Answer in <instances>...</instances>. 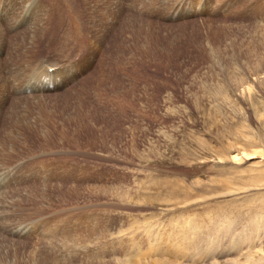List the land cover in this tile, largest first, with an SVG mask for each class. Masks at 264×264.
<instances>
[{
	"label": "rangeland",
	"instance_id": "1",
	"mask_svg": "<svg viewBox=\"0 0 264 264\" xmlns=\"http://www.w3.org/2000/svg\"><path fill=\"white\" fill-rule=\"evenodd\" d=\"M200 1L0 0V264H264V0Z\"/></svg>",
	"mask_w": 264,
	"mask_h": 264
},
{
	"label": "bare ground",
	"instance_id": "2",
	"mask_svg": "<svg viewBox=\"0 0 264 264\" xmlns=\"http://www.w3.org/2000/svg\"><path fill=\"white\" fill-rule=\"evenodd\" d=\"M203 1H204V0H201V1L199 2V4L202 3ZM199 4H198V5H199ZM77 36H78V35H77ZM61 42H62V41H61ZM78 45H79V47H80L81 44H78ZM82 47H83V46H82ZM84 47H85V46H84ZM44 48H45V47H44ZM71 49H72V48H71ZM53 52H54V51H53ZM90 53H91V51H90ZM98 54H99V53H98ZM80 56H81V55H80ZM88 58H89V57H88ZM101 60H102V59H101ZM102 61H103V60H102ZM102 61H100V62H102ZM96 62H97V61H96ZM96 62H95V63H96ZM51 65H52V64H51ZM46 69H49V68H46ZM98 70H99V69H98ZM53 71H54V70H53ZM50 73H51V71H50ZM48 74H49V73H48V70H45V72L43 73V76H44V77H41V78H40V77H37V78H40V79L38 80V83H37V84H34V83L32 82V81H33L32 79H33L34 77H36V76H31V78H29V80L27 81V84H31L33 87H35V86H38V87H39V86H43V85L46 86L47 84H44V83H43V80H45V76H48ZM89 75H90V74H89ZM61 76H63V75L61 74ZM63 77H64V76H63ZM62 80H63V78H62ZM84 82H85V81H84Z\"/></svg>",
	"mask_w": 264,
	"mask_h": 264
}]
</instances>
